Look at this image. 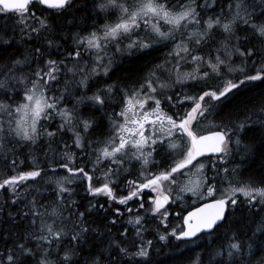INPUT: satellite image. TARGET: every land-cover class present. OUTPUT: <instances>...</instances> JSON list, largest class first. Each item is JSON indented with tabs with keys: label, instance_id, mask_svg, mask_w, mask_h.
<instances>
[{
	"label": "snow or ice",
	"instance_id": "1",
	"mask_svg": "<svg viewBox=\"0 0 264 264\" xmlns=\"http://www.w3.org/2000/svg\"><path fill=\"white\" fill-rule=\"evenodd\" d=\"M0 20V264H264V0H0Z\"/></svg>",
	"mask_w": 264,
	"mask_h": 264
},
{
	"label": "trees",
	"instance_id": "2",
	"mask_svg": "<svg viewBox=\"0 0 264 264\" xmlns=\"http://www.w3.org/2000/svg\"><path fill=\"white\" fill-rule=\"evenodd\" d=\"M2 23H3V21L0 20V24H2ZM162 54L163 53L161 52V53H156L155 55H162ZM144 63H145V60H143V59H140V60L130 59L129 61H126L124 64H122L120 67L122 69H130V68L131 69H139L140 67H142L144 65ZM116 75L117 76H125V75H128V73L126 71H117ZM259 91L260 90L258 89L255 93H249L246 97H242L241 102H238L236 107L242 109L244 104L248 103V101L253 100L255 96L259 95ZM21 159H23V156H21ZM261 163H264V162H258L256 164H253L250 168V171L252 173L260 174L261 170H262L261 169ZM21 167H25V165H22ZM80 195H83V193L81 192ZM78 198L79 197H77V199ZM148 238L151 239L152 237H148ZM173 243L175 244V243H179V242L173 241ZM188 247L194 248L195 245H193V246L190 245ZM181 250L186 251L185 245L181 244ZM197 251H199V249H197ZM178 256H179V253L176 250L169 249V248L165 247V248H163L162 251L154 252L153 259L156 261H163L164 264H184V259L182 257L180 259H177Z\"/></svg>",
	"mask_w": 264,
	"mask_h": 264
},
{
	"label": "rangeland",
	"instance_id": "3",
	"mask_svg": "<svg viewBox=\"0 0 264 264\" xmlns=\"http://www.w3.org/2000/svg\"><path fill=\"white\" fill-rule=\"evenodd\" d=\"M209 126L210 125L207 124V123L204 125V127H206V128L209 127ZM188 195H190V194H188ZM194 201H195V203H194ZM199 203L200 202L196 201L195 197H193L191 199H188L187 196H186L185 200L181 203V207L184 208V209L190 210L192 207L198 205ZM121 207H123V206H121ZM173 208H174L175 211H180L181 210L180 208H177L176 206H173ZM169 220H170L171 225H175V224L179 223V220L176 219V218L170 217ZM191 246H193V245H191Z\"/></svg>",
	"mask_w": 264,
	"mask_h": 264
},
{
	"label": "water",
	"instance_id": "4",
	"mask_svg": "<svg viewBox=\"0 0 264 264\" xmlns=\"http://www.w3.org/2000/svg\"><path fill=\"white\" fill-rule=\"evenodd\" d=\"M199 206V205H198ZM192 209L188 210V211H191Z\"/></svg>",
	"mask_w": 264,
	"mask_h": 264
}]
</instances>
